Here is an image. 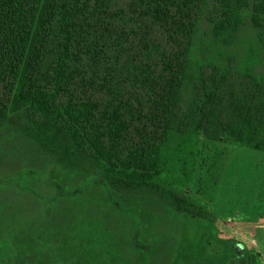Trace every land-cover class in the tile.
<instances>
[{
  "label": "trees",
  "instance_id": "16d2710c",
  "mask_svg": "<svg viewBox=\"0 0 264 264\" xmlns=\"http://www.w3.org/2000/svg\"><path fill=\"white\" fill-rule=\"evenodd\" d=\"M249 5L0 0V127L19 142V158L29 151L32 166L57 163L101 176L121 195L213 221L187 185H173L172 151L180 143L196 159L195 138L203 135L223 153L264 152V78L209 64L200 67L189 108L181 92L202 19L230 44ZM254 10L264 14V2ZM254 22L264 27L261 18ZM228 264L262 263L251 252Z\"/></svg>",
  "mask_w": 264,
  "mask_h": 264
},
{
  "label": "rangeland",
  "instance_id": "374dc122",
  "mask_svg": "<svg viewBox=\"0 0 264 264\" xmlns=\"http://www.w3.org/2000/svg\"><path fill=\"white\" fill-rule=\"evenodd\" d=\"M255 1L264 2L249 0L239 11L242 24L230 44L202 19L181 92L188 108L202 66L264 78V27L254 22L264 14L255 13ZM195 139L196 159L180 143L172 151L170 176L178 190L182 183L192 190L213 221L121 195L101 176L43 165L36 155L32 166L29 151L19 158V142L0 127V264H228L251 252L264 264V152L223 153L205 136Z\"/></svg>",
  "mask_w": 264,
  "mask_h": 264
}]
</instances>
